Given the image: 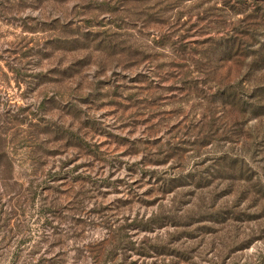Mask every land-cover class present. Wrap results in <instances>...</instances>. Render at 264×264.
Returning a JSON list of instances; mask_svg holds the SVG:
<instances>
[{"label":"rangeland","instance_id":"1","mask_svg":"<svg viewBox=\"0 0 264 264\" xmlns=\"http://www.w3.org/2000/svg\"><path fill=\"white\" fill-rule=\"evenodd\" d=\"M260 113L264 0H0V264H264Z\"/></svg>","mask_w":264,"mask_h":264},{"label":"trees","instance_id":"2","mask_svg":"<svg viewBox=\"0 0 264 264\" xmlns=\"http://www.w3.org/2000/svg\"><path fill=\"white\" fill-rule=\"evenodd\" d=\"M226 47H227V46H226ZM262 115H264V113H260V114H259V116H262Z\"/></svg>","mask_w":264,"mask_h":264}]
</instances>
